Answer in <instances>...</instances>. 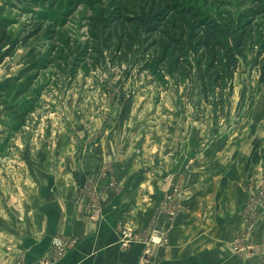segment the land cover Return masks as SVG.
<instances>
[{
  "label": "rangeland",
  "instance_id": "obj_1",
  "mask_svg": "<svg viewBox=\"0 0 264 264\" xmlns=\"http://www.w3.org/2000/svg\"><path fill=\"white\" fill-rule=\"evenodd\" d=\"M34 1L0 0V16L11 23L13 38L37 26L27 10ZM184 1L217 20L262 8L254 29L264 51V0ZM58 4L57 11L67 12L52 25L50 39H31L0 64V83H6L0 95V264H16V224L33 220L31 211L55 190L74 184L89 194L97 177L113 173L105 157L118 158L119 171L128 167L127 159H145L153 171V162L181 151L175 144L181 141H240L260 145L264 157V52L257 61L252 55L239 62L233 96L225 98L221 113L216 97L211 105L202 101L196 79L188 92V86L176 88L140 74L141 47L120 68L75 66L74 54L69 58L64 46L73 50L87 38L90 11ZM32 60L42 65L25 73ZM255 190L253 202L264 214V171ZM251 249L246 245L242 253Z\"/></svg>",
  "mask_w": 264,
  "mask_h": 264
},
{
  "label": "crops",
  "instance_id": "obj_2",
  "mask_svg": "<svg viewBox=\"0 0 264 264\" xmlns=\"http://www.w3.org/2000/svg\"><path fill=\"white\" fill-rule=\"evenodd\" d=\"M175 144L181 151L153 162V171L145 159H127L119 171L118 158L103 157L113 173L92 178L89 194L74 184L55 190L31 211L33 220L16 224V264H264V214L253 202L264 171L261 146ZM123 229L135 236L126 248ZM152 230L166 243L146 244ZM58 235L77 242L54 260L51 240ZM246 245L248 255L237 249Z\"/></svg>",
  "mask_w": 264,
  "mask_h": 264
},
{
  "label": "trees",
  "instance_id": "obj_3",
  "mask_svg": "<svg viewBox=\"0 0 264 264\" xmlns=\"http://www.w3.org/2000/svg\"><path fill=\"white\" fill-rule=\"evenodd\" d=\"M65 2L90 11L87 38L73 50L64 46L69 58L74 54L75 66L79 62L101 70L120 68L141 47L140 74L160 84L188 86V92L197 76L202 101L211 105L216 97L221 113L225 98L233 96L239 62L252 55L257 61L264 52L254 29L262 8H246L237 16L226 13L217 20L184 0H61L60 7ZM31 5L27 10L37 26L21 38L12 37L11 23L0 16V64L12 57L18 46L28 47L31 39H50L52 25L62 21L60 16L67 12L62 8L57 11L58 0H35ZM40 65L29 61L24 72L35 71ZM5 85L0 83V95Z\"/></svg>",
  "mask_w": 264,
  "mask_h": 264
},
{
  "label": "built area",
  "instance_id": "obj_4",
  "mask_svg": "<svg viewBox=\"0 0 264 264\" xmlns=\"http://www.w3.org/2000/svg\"><path fill=\"white\" fill-rule=\"evenodd\" d=\"M169 200L172 199L168 198ZM135 240L134 234L127 230L123 229L121 232L120 246L121 248H126L131 242ZM146 244H164L167 241L165 234L152 230L149 232ZM77 240L75 238L66 237L63 235H58L52 238L51 248H52V259L56 260L62 257L67 251H69L73 246H75ZM240 253L245 251V246L237 247ZM148 249H146V253Z\"/></svg>",
  "mask_w": 264,
  "mask_h": 264
},
{
  "label": "bare ground",
  "instance_id": "obj_5",
  "mask_svg": "<svg viewBox=\"0 0 264 264\" xmlns=\"http://www.w3.org/2000/svg\"><path fill=\"white\" fill-rule=\"evenodd\" d=\"M49 130V129H48ZM36 166V165H35Z\"/></svg>",
  "mask_w": 264,
  "mask_h": 264
}]
</instances>
